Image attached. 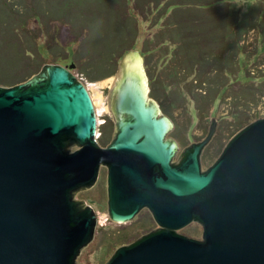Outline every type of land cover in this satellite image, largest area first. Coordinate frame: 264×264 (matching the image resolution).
<instances>
[{
  "label": "water",
  "instance_id": "water-1",
  "mask_svg": "<svg viewBox=\"0 0 264 264\" xmlns=\"http://www.w3.org/2000/svg\"><path fill=\"white\" fill-rule=\"evenodd\" d=\"M72 68L0 88V264H77L97 219L75 195L94 185L101 165L111 219L128 222L149 208L159 225L107 264H264V118L203 170L212 119L206 138L174 162L172 121L149 97L141 52H130L112 97L116 134L103 147L98 109ZM68 136L80 149L69 151ZM196 221L203 240L179 233Z\"/></svg>",
  "mask_w": 264,
  "mask_h": 264
},
{
  "label": "rangeland",
  "instance_id": "rangeland-1",
  "mask_svg": "<svg viewBox=\"0 0 264 264\" xmlns=\"http://www.w3.org/2000/svg\"><path fill=\"white\" fill-rule=\"evenodd\" d=\"M48 1L0 0V10L22 11L25 15L37 9L35 3L40 6L44 11V20L37 21L34 16L17 17L20 23L15 30L16 40H13L28 48L34 45L47 50L31 51L22 57L23 51L11 48L10 43L8 45L4 40L5 37L13 41L6 37L7 33L0 25V88L14 87L40 78L48 68L57 65L73 67L72 75L81 77L80 81L84 84H96L88 91L94 99L95 109H98L99 137L104 132L106 143L102 145L99 141L101 146L107 147L116 134L112 97L120 81L122 61L130 52H141L149 78V97L158 103L161 115L172 121V129L166 138L178 144L175 162L184 149L206 138L212 119L217 122V127L202 153L203 170L220 157L238 132L264 118V47L257 31L252 30L239 37L243 51H233L230 36L223 51H216L204 45L202 39L190 37L195 31L202 38L211 34L209 26L202 22L203 26L198 29L200 21L190 22L193 19H190L191 14L181 13L188 9H175L178 3L197 4V0H155L145 4L144 8L138 5L143 0H121V4L113 0L92 3L85 0L80 7H74L70 15L62 14L61 20L53 18L51 14L60 13L62 7L59 5L62 2L55 0V8L50 9V15H47L46 10L51 8ZM213 1L216 0H204L201 5L211 9L224 4L231 11L234 3L244 13L255 3H260V8L264 5V0ZM46 16L50 18L47 24ZM0 18V22H4V18ZM129 23L135 28L134 38L109 55L111 50L119 48V39L120 44H124L126 38L130 40L132 27ZM160 43L166 45L155 49ZM125 48L131 50L125 51ZM195 56L197 59H194ZM58 57L67 59L65 64L68 65L60 63L62 58ZM197 61L207 63L204 76L192 71L195 66L192 68L191 63ZM196 67L200 71L199 63ZM69 142L67 140L70 152L80 149L77 142ZM82 200L94 211L97 221L93 240L81 250L76 258L77 264H107L120 247L132 245L159 228L149 208L142 209L135 219L128 222L111 219L108 168L104 165L100 166L94 185L76 193L75 201ZM203 231L199 222H192L179 233L203 240Z\"/></svg>",
  "mask_w": 264,
  "mask_h": 264
},
{
  "label": "trees",
  "instance_id": "trees-1",
  "mask_svg": "<svg viewBox=\"0 0 264 264\" xmlns=\"http://www.w3.org/2000/svg\"><path fill=\"white\" fill-rule=\"evenodd\" d=\"M55 0H49L48 2H50V6L51 8H49V10H46V14L50 15V9L55 8ZM85 0H59V2H62L61 5H59L60 7H62L60 9V13L59 14H51V16L53 18H56L57 20H61V15L62 14H67L70 15V11L74 8V7H80L81 3L84 2ZM97 0H89L88 2H96ZM155 0H143L141 3L139 1L138 5H140L141 8H144L145 4L147 3H153ZM204 0H197V4H180L174 6L175 9H179L181 11L182 8L188 9V11H181V13L184 14H191V18L192 20H190V22H201L199 25H197V28L200 29L203 26L204 22L205 24H207L211 30V34H206L203 36V38L201 37V34L197 31L193 32L192 35H190V37H197L198 39H202L204 45L206 46H210L213 47V50L216 51H223L225 44H227V37L230 36V39L232 40V44H233V51H243V47H241L240 45V40L239 37L244 36L246 33L248 34V32L250 31H257L258 34L261 36L262 41H263V46L264 47V5L262 8L259 7L260 3H255L254 5H252L250 7V9H247L244 13L243 9H237L236 5L233 3V8L232 10H228V7H226L224 4L221 5H217V6H213L211 9L209 8H205V5H201V3ZM218 1V3H220L221 1H225V0H216ZM216 1H213L216 2ZM239 1H246L248 2L249 0H233V2H239ZM113 2H117L119 4H121V0H113ZM74 3V4H73ZM25 4V3H24ZM85 4V3H83ZM82 4V5H83ZM35 3V7L37 8L33 13H31L30 15H25L24 13H22V11L20 12H16V11H11L10 9L8 10H0V16L4 18V22L1 21L0 25H2V28H4L5 33H7V36L10 40L15 39V30L17 29V24L20 23L19 20H17V17L22 16H34L36 18L37 21L40 20H44L43 18V10L40 9V6L37 5ZM77 5V6H75ZM7 6V5H6ZM179 6V7H178ZM181 7V8H180ZM23 9H24V5H23ZM43 11V12H42ZM80 12H82L81 10H79ZM15 16V18H13ZM6 18V19H5ZM1 19V18H0ZM50 18L46 16V24L49 23ZM65 19V18H64ZM2 20V19H1ZM124 24H126V22H124ZM123 24V25H124ZM131 24L129 23V26ZM132 27V35H130L131 37L129 38L130 40H128L127 38L124 40V44H120L119 40H118V44H119V48L111 50V52L109 53V55H111L112 53H114V51H118L120 49H122L123 46H126L128 44V41H131L134 37L135 34V28L133 26ZM233 35V36H232ZM3 37V35H1ZM54 39V38H52ZM242 39V38H241ZM4 40L8 43H10V47L14 48V49H18L19 51H23L22 52V57L24 56V53L26 54V56L28 54H30L31 51H47V50H43L41 47H34V45H29L30 47H25L24 44H19L18 42L13 41H9L4 37ZM193 40V39H190ZM122 41V40H121ZM120 41V42H121ZM56 42V41H55ZM170 42V41H169ZM123 43V41H122ZM165 46L166 44L164 43H160V46H157L155 49H159L161 48V46ZM223 48V49H222ZM131 50V49H130ZM128 48H125V51H130ZM247 48L244 50L246 51ZM49 51H52V49H49ZM53 52V51H52ZM55 53L57 51H54ZM242 53V52H240ZM245 52H243L242 54H244ZM191 56H193V54H189ZM190 56V57H191ZM58 58H62V57H58ZM24 59V58H22ZM194 59H197V57L195 56ZM109 60V57H108ZM20 62H22L19 59ZM67 62V59L62 58L60 63H64ZM198 63L200 64V71L196 70V66H198ZM238 63V61H237ZM192 68L193 66L194 69H192V71L194 72H200L202 75L204 76V69L205 64H207L206 62L200 61V62H192ZM68 65V64H65ZM218 67V66H217ZM219 68V67H218ZM222 66L220 68V70H222ZM217 69V68H216ZM218 70V69H217ZM221 74V72H220ZM112 75V74H111ZM107 75H105L106 77ZM102 77V76H101ZM101 79V78H100ZM202 80H206L203 78H200ZM219 80V79H218ZM240 81V80H237ZM151 83L153 81H150ZM198 82V81H195ZM205 83V82H204ZM103 136V137H102ZM98 141H100V143H106L105 142V137H104V132L101 134V136L99 137Z\"/></svg>",
  "mask_w": 264,
  "mask_h": 264
},
{
  "label": "flooded vegetation",
  "instance_id": "flooded-vegetation-1",
  "mask_svg": "<svg viewBox=\"0 0 264 264\" xmlns=\"http://www.w3.org/2000/svg\"><path fill=\"white\" fill-rule=\"evenodd\" d=\"M217 123V122H216ZM210 130V129H209ZM208 133H209V131H208ZM208 133H207V135H208ZM215 135V134H214ZM70 137V138H69ZM67 140L68 141H70L69 143H74V142H76L71 136H68V138H67ZM66 140V141H67ZM206 148V147H205ZM204 151V150H203ZM203 153V152H202ZM202 157V156H201ZM175 162V161H174ZM84 212V211H83ZM81 213V212H80ZM154 217V216H153ZM154 220H155V218H154ZM156 221V220H155ZM196 222H198V221H196ZM157 223V222H156ZM201 224V223H200ZM202 225V224H201ZM159 226V225H158ZM204 230V229H203ZM204 232V231H203Z\"/></svg>",
  "mask_w": 264,
  "mask_h": 264
},
{
  "label": "built area",
  "instance_id": "built-area-1",
  "mask_svg": "<svg viewBox=\"0 0 264 264\" xmlns=\"http://www.w3.org/2000/svg\"><path fill=\"white\" fill-rule=\"evenodd\" d=\"M85 84H86L87 89L96 85L95 83H89V82ZM96 138L99 139V133L96 134Z\"/></svg>",
  "mask_w": 264,
  "mask_h": 264
}]
</instances>
